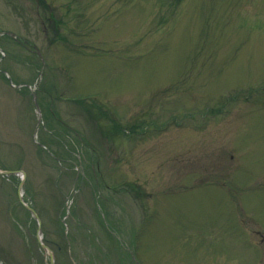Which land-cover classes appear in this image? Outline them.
Returning <instances> with one entry per match:
<instances>
[{"label": "rangeland", "instance_id": "obj_1", "mask_svg": "<svg viewBox=\"0 0 264 264\" xmlns=\"http://www.w3.org/2000/svg\"><path fill=\"white\" fill-rule=\"evenodd\" d=\"M14 169L0 264H264V0H0Z\"/></svg>", "mask_w": 264, "mask_h": 264}, {"label": "water", "instance_id": "obj_2", "mask_svg": "<svg viewBox=\"0 0 264 264\" xmlns=\"http://www.w3.org/2000/svg\"><path fill=\"white\" fill-rule=\"evenodd\" d=\"M37 54L41 57V59L43 60L42 56H41V53L39 52V50H36ZM33 102H34V105L36 107V109H38V103H37V99L36 97L34 96L33 97ZM18 172H22V170H0V173L1 174H17ZM18 191H19V188H18ZM19 196L20 195V192H19ZM20 202H22L29 210H31V212L34 214L35 211L32 207H30L29 205L25 204L21 198H19ZM37 238H38V241L40 242L41 246L47 251V253L49 254V257H50V264H53V255L51 253V250L49 248H47V246L45 244H43V242L41 241V236H40V227L38 228V233H37Z\"/></svg>", "mask_w": 264, "mask_h": 264}, {"label": "trees", "instance_id": "obj_3", "mask_svg": "<svg viewBox=\"0 0 264 264\" xmlns=\"http://www.w3.org/2000/svg\"><path fill=\"white\" fill-rule=\"evenodd\" d=\"M88 115H89L90 118H92V117L90 116V115H91V114H90V110H88Z\"/></svg>", "mask_w": 264, "mask_h": 264}]
</instances>
